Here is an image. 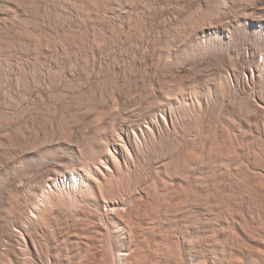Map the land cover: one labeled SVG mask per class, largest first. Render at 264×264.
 <instances>
[{"label": "rangeland", "instance_id": "rangeland-1", "mask_svg": "<svg viewBox=\"0 0 264 264\" xmlns=\"http://www.w3.org/2000/svg\"><path fill=\"white\" fill-rule=\"evenodd\" d=\"M243 253L264 264V0H0V264Z\"/></svg>", "mask_w": 264, "mask_h": 264}, {"label": "bare ground", "instance_id": "bare-ground-1", "mask_svg": "<svg viewBox=\"0 0 264 264\" xmlns=\"http://www.w3.org/2000/svg\"><path fill=\"white\" fill-rule=\"evenodd\" d=\"M237 252H238V251H237ZM243 252H244V251H243ZM245 252H246V251H245ZM248 252H250V250H249ZM248 252L245 253V254H248V256H249L250 254H251V255H252V254L254 255V253L250 252V254H249ZM238 253H241V252H238ZM238 253H237V254H238ZM259 254H260V253H259ZM256 255H257V253H256ZM256 255H255V256H256ZM260 255H261V254H260ZM255 256H254V257H255ZM258 256H259V255H258ZM261 256H262V255H261ZM256 257H257V256H256ZM262 257H263V256H262ZM262 257H261V260H262ZM249 259H250V258H249ZM249 259H247V256H245L244 253H243V254H242V260H241L240 264H249V263H250ZM250 260H251V259H250ZM254 260H255V259H254ZM256 260H257V259H256ZM251 261H252V260H251ZM259 261H260V260H259ZM259 261H258V262H259ZM255 262H257V261H255ZM258 264H259V263H258ZM261 264H262V262H261Z\"/></svg>", "mask_w": 264, "mask_h": 264}]
</instances>
